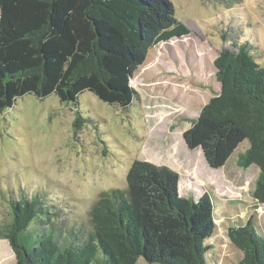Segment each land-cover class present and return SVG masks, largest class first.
I'll return each mask as SVG.
<instances>
[{
  "label": "trees",
  "instance_id": "1",
  "mask_svg": "<svg viewBox=\"0 0 264 264\" xmlns=\"http://www.w3.org/2000/svg\"><path fill=\"white\" fill-rule=\"evenodd\" d=\"M188 33L171 0H0V111L30 93L78 106L84 91L127 108L137 97L130 80L149 50ZM214 65L220 91L191 119L183 140L219 168L247 139L237 164L258 167L252 197L264 205V65L245 44L222 48ZM178 182L168 166L134 160L126 187L102 191L92 204L89 230L59 237L52 225L40 228L51 219L33 195L9 201L0 238L16 264H136L139 257L211 264L205 240L216 228L212 198L181 196ZM227 236L242 251L237 264H264V230L252 216L228 226Z\"/></svg>",
  "mask_w": 264,
  "mask_h": 264
},
{
  "label": "rangeland",
  "instance_id": "2",
  "mask_svg": "<svg viewBox=\"0 0 264 264\" xmlns=\"http://www.w3.org/2000/svg\"><path fill=\"white\" fill-rule=\"evenodd\" d=\"M171 1L189 33L149 50L130 80L137 97L127 108L84 91L78 106L61 103L53 93L43 99L30 93L0 111V224L10 220V200L38 195L51 219L39 221L40 228L52 225L59 237L87 231L100 192L124 189L131 163L143 160L176 171L181 196L197 199L207 192L212 198L216 228L205 240L212 246L211 264H237L242 257L227 236L228 226L252 216L264 230V205L252 197L259 169L237 164L249 141L212 168L201 149H189L182 136L220 91L214 59L222 48L237 51L245 44L264 65V0ZM0 264H16L2 238ZM136 264L149 263L139 257Z\"/></svg>",
  "mask_w": 264,
  "mask_h": 264
}]
</instances>
